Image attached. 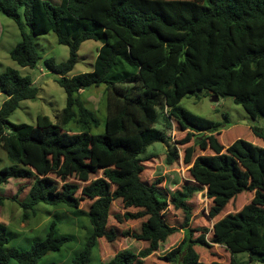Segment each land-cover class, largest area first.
Wrapping results in <instances>:
<instances>
[{"label": "trees", "instance_id": "1", "mask_svg": "<svg viewBox=\"0 0 264 264\" xmlns=\"http://www.w3.org/2000/svg\"><path fill=\"white\" fill-rule=\"evenodd\" d=\"M0 12L21 31L22 39L10 51L20 66L36 67L41 59L37 35L53 31L58 43L69 47L67 60L45 59L67 94L66 105L54 119L39 114L36 124L12 122L10 115L21 101L36 99L38 88L30 75L16 68L7 67L0 74V91L7 96L0 108V145L11 162L0 169V184L11 178H33L29 200L19 201L27 218V212L35 213L39 203L78 209L74 197L78 186L66 178L102 170L103 176L91 185L93 212L78 209L89 217L91 229L73 264H91L99 239L115 241V229L107 227L114 200L122 199L128 208L138 209L116 215L119 220L148 216L140 233H134L148 245L138 252L121 250L99 264H134L180 231L164 216L169 205L183 210V228L189 227V201L205 188L207 197L217 200L220 208L244 191L254 192V197L213 228L197 229L201 233L195 238L193 229H188L181 244L183 253L166 260L208 264L195 247L205 249L216 243L227 247L233 264H246L239 263V253H248L249 262L264 264V129L253 126L256 138L239 137L222 151L224 145L214 134H220V122L179 105L188 93L207 89L220 97H233L253 119L264 118V0H62L59 5L49 0H0ZM87 40L101 43L94 68L70 75ZM101 86L105 130L97 133L92 130L100 126V119L82 91ZM163 111L181 130L189 129L182 143L196 133L210 132L203 145L210 142L217 152L194 160L190 173L196 181L176 189L171 197L161 185L162 177L153 182L142 178L144 161L152 156L146 155L148 147L170 140L167 130L155 126ZM193 150L187 149V162ZM51 153L54 169L64 172L60 190L56 181L43 176L51 166ZM179 156L174 146L167 150L166 162L172 164ZM110 184L116 185L114 191ZM4 200L0 194V206ZM13 200L18 201V196ZM57 231L53 220L44 239L21 250L9 245L7 225L0 221V264L12 259L17 264H36L47 253L61 250L72 237Z\"/></svg>", "mask_w": 264, "mask_h": 264}, {"label": "rangeland", "instance_id": "2", "mask_svg": "<svg viewBox=\"0 0 264 264\" xmlns=\"http://www.w3.org/2000/svg\"><path fill=\"white\" fill-rule=\"evenodd\" d=\"M53 4L59 5L62 0H49ZM22 39L21 31L17 23L5 13L0 12V74L7 67L18 69L23 75H30L35 86L38 88V96L34 100H23L20 106L10 115V120L15 123L36 124L37 116L45 114L52 119L66 105L67 94L65 89L57 82L58 75L50 70L45 64V59L54 57L57 62L67 60L69 57V47L59 44L57 35L51 31L47 34L37 35L35 38L41 59L36 67H22L10 57V51ZM101 43L95 40H87L82 43L79 50L78 63L70 75L93 70L97 57V50ZM83 97L90 109L96 112L100 119V126L92 132H103L105 130L106 102L104 98V86L93 87L82 92ZM6 94L0 91V108L6 99ZM179 105L196 116H201L215 122H220V134L215 135L224 145L222 151H227L228 147L239 137L246 140H253L256 136L251 131L253 126L264 129V118L253 119L247 111L237 104L231 96H221L219 101L212 100V92L207 89L196 90L188 93L180 101ZM157 128L167 130L170 140L168 143L155 142L147 149L146 155H152L144 161L145 169L142 174L144 181L153 182L158 177H162V187L169 197L176 189L181 188L186 183H194L196 180L190 173L192 162L201 155H214L212 144L203 142L210 132L196 133L187 143H182L189 129L181 130L175 121L167 117L165 111L160 112ZM73 128V127H72ZM74 130V129H73ZM71 132L72 129H71ZM264 146V143H261ZM176 146L179 149V159L172 164L166 162L167 150ZM204 146V147H203ZM193 147L191 162L186 161L187 149ZM55 156L51 153V166L43 176L56 181V190L62 189L64 182V172L54 169L53 162ZM11 162L7 152L0 145V169L10 165ZM103 176L102 170H96L90 175H69L66 182L75 183L78 189L74 192L77 199L78 209L88 213L93 212L95 199L90 195L91 185ZM33 178H11L8 183L0 184V194L5 197L3 205L0 206V221L7 225V234L10 239L9 245L16 246L21 250H28L37 240H42L46 236L47 229L51 221H57V233L72 237V240L65 244L59 251H51L42 257L36 264H73L72 259L81 250L85 239L91 229L89 217L80 210L69 206H53L46 203H39L36 212L28 211V217H24V209L19 201H28L29 189ZM112 191L116 185L110 184ZM18 196V201L13 200V196ZM254 197V192L244 191L231 199L224 208L219 207L217 200L207 197V188L193 196L189 201L192 212L189 227L183 228L184 212L169 205L164 213L168 223L178 226L180 231L170 236L167 241L161 244L158 251L147 258H140L134 264H176L168 262L166 259L174 253H183L182 241L188 229H193V238L200 235L199 228H213L221 218L228 213H235L248 204ZM127 211L138 212L137 208L127 207L122 199H116L111 204L108 229L113 228L117 233L114 242H108L105 238L99 239V244L93 252L91 264H99V261L110 260L117 252L125 249L138 252L146 247L148 242L134 237V233H140L141 224L149 221L148 216L121 220L116 215H124ZM153 223V222H151ZM187 229V230H186ZM207 237L211 239L212 233ZM198 246V245H197ZM195 247L201 256L202 262L208 264H233V256L227 247L214 243L211 247ZM181 257V256H180ZM239 263L263 264L257 261L249 262L248 253L237 254ZM8 264H17L12 259Z\"/></svg>", "mask_w": 264, "mask_h": 264}, {"label": "water", "instance_id": "3", "mask_svg": "<svg viewBox=\"0 0 264 264\" xmlns=\"http://www.w3.org/2000/svg\"><path fill=\"white\" fill-rule=\"evenodd\" d=\"M219 99H220V96H218V95L212 93V100H213V101H219Z\"/></svg>", "mask_w": 264, "mask_h": 264}, {"label": "crops", "instance_id": "4", "mask_svg": "<svg viewBox=\"0 0 264 264\" xmlns=\"http://www.w3.org/2000/svg\"><path fill=\"white\" fill-rule=\"evenodd\" d=\"M83 92V91H82Z\"/></svg>", "mask_w": 264, "mask_h": 264}]
</instances>
